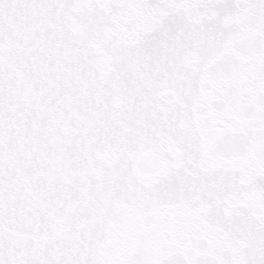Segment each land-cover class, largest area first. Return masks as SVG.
<instances>
[{
	"label": "snow or ice",
	"instance_id": "6c2138e0",
	"mask_svg": "<svg viewBox=\"0 0 264 264\" xmlns=\"http://www.w3.org/2000/svg\"><path fill=\"white\" fill-rule=\"evenodd\" d=\"M0 264H264V0H0Z\"/></svg>",
	"mask_w": 264,
	"mask_h": 264
}]
</instances>
